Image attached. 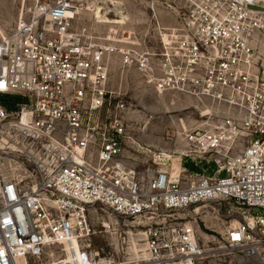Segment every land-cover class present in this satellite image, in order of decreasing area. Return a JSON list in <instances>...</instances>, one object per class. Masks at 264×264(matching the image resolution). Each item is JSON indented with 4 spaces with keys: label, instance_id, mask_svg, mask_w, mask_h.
<instances>
[{
    "label": "built area",
    "instance_id": "built-area-1",
    "mask_svg": "<svg viewBox=\"0 0 264 264\" xmlns=\"http://www.w3.org/2000/svg\"><path fill=\"white\" fill-rule=\"evenodd\" d=\"M83 1L24 3L0 38V94L24 98L11 113L0 104V122L41 144L46 158L28 180L0 173V264H200L205 250L196 223L175 212L212 200L249 210L227 240L247 256L260 254L264 3L195 0L159 46L144 48L77 29ZM113 57L155 92L196 102L206 120L186 133L183 156L214 162V176L127 165L133 103L111 87ZM98 208L144 229L147 258L120 261L92 247ZM133 236L130 229L123 242ZM52 246L65 248L63 257Z\"/></svg>",
    "mask_w": 264,
    "mask_h": 264
},
{
    "label": "rangeland",
    "instance_id": "rangeland-1",
    "mask_svg": "<svg viewBox=\"0 0 264 264\" xmlns=\"http://www.w3.org/2000/svg\"><path fill=\"white\" fill-rule=\"evenodd\" d=\"M31 1L0 0V38L13 29L22 5ZM96 1L100 0L82 2L84 5L75 21L77 29L85 34L123 38L126 43L134 45L141 43L145 48L159 46L161 37L168 32L166 28L176 26L193 7L195 0H107L106 5L111 10L114 8L110 17L119 18L118 13H123L127 16L125 23L97 22L92 11L87 8ZM261 2L264 3V0ZM260 40V48L264 51V31L260 34ZM111 65L112 89L133 103L132 110L126 114L128 133L132 138L129 145L131 153L125 159L127 165L132 169L172 168L214 176L218 169L214 162L204 160L198 163L183 156L187 148L186 133L202 127L203 120H206L196 107V102L185 100L180 95L155 92L135 68L122 66L118 57L112 58ZM16 97L22 100L18 99L9 107L7 103L16 100ZM23 99V96L17 94H0V104L9 113L15 111ZM13 130L0 122V173L12 179L28 180L35 176L39 168L45 166L46 158L41 154V144L34 145L28 138L23 140V137L15 136ZM243 146L239 144L240 149ZM236 152L240 150L236 149ZM194 165L196 169L191 168ZM241 207L236 201L228 203L212 200L175 212L176 216H185L187 220L196 223L205 250L200 264H264V251L251 257L233 250L228 244V230L244 221L248 214L249 210ZM91 220L95 230L92 247L104 254H113L120 261L147 258L144 229L132 219L98 208L92 210ZM130 229L134 232L135 240L131 238L123 242L124 233ZM49 251H56L58 256L63 257L65 248L52 246ZM47 260L50 263L56 261L51 256Z\"/></svg>",
    "mask_w": 264,
    "mask_h": 264
},
{
    "label": "bare ground",
    "instance_id": "bare-ground-1",
    "mask_svg": "<svg viewBox=\"0 0 264 264\" xmlns=\"http://www.w3.org/2000/svg\"><path fill=\"white\" fill-rule=\"evenodd\" d=\"M107 0H100V1H96L95 4L92 5H88V9L92 11L93 14V18L97 21V22H114V23H125L127 16L123 13H118L120 14L119 18H111L110 17V12L112 10H114V8L111 10L107 5ZM84 5V4H82ZM111 7V6H110ZM116 10V8H115ZM121 11V10H120ZM123 12V11H122ZM195 211H199V209H196ZM137 238V237H136ZM140 239V238H139ZM135 240V238H134ZM142 242V241H141ZM142 244V243H141ZM131 245V244H130ZM138 245V244H137ZM133 250V249H132ZM139 253V252H138ZM147 254V252H146ZM147 257V256H146ZM145 259V258H144Z\"/></svg>",
    "mask_w": 264,
    "mask_h": 264
},
{
    "label": "trees",
    "instance_id": "trees-1",
    "mask_svg": "<svg viewBox=\"0 0 264 264\" xmlns=\"http://www.w3.org/2000/svg\"><path fill=\"white\" fill-rule=\"evenodd\" d=\"M18 99H19V100H22L21 97H16V100H10V102L7 103V105H9V107L13 106L15 102H18V101H19ZM17 100H18V101H17ZM23 100H24V99H23ZM191 168L196 169L197 167L194 165V166H191Z\"/></svg>",
    "mask_w": 264,
    "mask_h": 264
}]
</instances>
